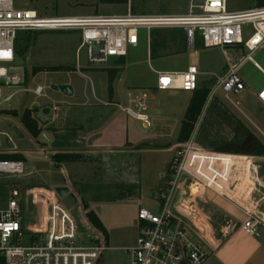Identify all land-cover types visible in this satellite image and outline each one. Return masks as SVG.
<instances>
[{
  "label": "rangeland",
  "instance_id": "374dc122",
  "mask_svg": "<svg viewBox=\"0 0 264 264\" xmlns=\"http://www.w3.org/2000/svg\"><path fill=\"white\" fill-rule=\"evenodd\" d=\"M196 1L126 0L124 2L102 3L97 0H13V7L15 9H35L39 15L48 17L92 14L121 15L128 11L134 14H180L187 12L190 4ZM226 6L229 11H239L257 6V0H226ZM165 31L163 28L156 30L153 28L149 31L145 28H140L138 44L135 47L128 48L127 55L124 56V62L121 60L117 64L118 57H112L107 65L89 67L91 69H88L83 50L80 52L79 68L76 67V49L80 40V32L78 30H18L14 42L16 50L14 68L18 71L27 70L32 80L33 85L31 86H36V84L44 86L43 93L39 96L29 93V102L36 104L52 103L55 98L62 97L61 92L53 89L52 86L56 83L65 82L73 90V96L70 100L76 103H87L89 105L93 104L100 107L117 109L118 107L104 103L114 102L110 101L108 96L109 70L111 67L119 66L120 68L124 66L127 67L126 69L129 72L128 78H125L124 75L120 81L117 80V76L120 73L118 72L112 83L113 86L116 88L122 87L125 90L128 87L142 88L148 94V111L156 112L157 108L155 106L157 103L160 106L162 105L161 109L164 111L166 101L172 102L171 104L173 105H178L187 98L186 95L190 91L181 90L182 93L174 92L170 95L168 92L163 91L154 92V89L150 85L156 77L155 69H161V71L182 70L189 63L199 68V72L200 70L203 71V73L199 74V78H207L209 82H214L216 75L222 74L229 65L238 62L241 57L248 53V50L243 45L205 47L198 33L195 44L192 47H188L183 53H170L178 49L179 44L174 43L167 48H161L159 41L164 37ZM250 31V27L245 26L243 40L247 39ZM151 48L153 55H151ZM252 59L258 62L264 69V47L257 49L252 54ZM35 66H61L63 69L42 70L31 74L32 68ZM238 73L246 82L245 89L241 92L229 93L230 99L225 98L223 91L218 89L216 96L220 97L221 104L226 106L225 108L234 120L242 121L264 141V106L253 101L251 102L253 103L251 107L245 104V101L249 99L247 97L249 92L258 89L264 84V74L253 65L251 60L245 61L238 70ZM7 92L8 90L3 88V95L7 94ZM22 97V94H17L9 104H3L0 110L16 109L19 112L22 111L24 108V105H20ZM171 104L167 107L168 111H171V108H173L172 113L179 117L181 116V119H183V109L179 106L172 107ZM118 109L121 110L120 108ZM130 122H132L134 127L136 126L139 129L140 135L143 134L142 136L155 133V143H160L162 146L170 143L169 146L165 147H170L175 142L176 135L180 129L179 122L175 127L174 124H170L169 128H145L142 127L140 121L133 118ZM214 131V134L221 133L226 138L231 137L233 134L227 124ZM7 137L11 139V143H8ZM203 137L205 138V135L199 131V139ZM45 139V133H41L37 141L40 143L45 141ZM0 141L5 146L8 145L9 150H12L9 154H20L23 158L24 156H29V162H25V174L0 173V207L5 204L9 189L17 188L20 191L19 202L24 213L26 239L34 234L37 235L45 231V225H47L46 215L49 212L51 202L56 198L59 203L70 209L76 217L78 228L81 231V241H84L87 239L88 232L96 231L91 230L85 223L86 217L83 210L84 203L87 200H92V209L98 211L101 217L108 221L107 224H109V229L114 236L110 243V247L113 248L109 247L103 252L102 258L104 263H127L129 257L126 250L119 249L118 247H123L132 242V229L128 220L130 221L135 213L136 203L131 201L114 202L113 199L119 197V190L114 186L106 187V189L105 187H99L100 189L85 187L82 189L79 185L87 183L89 179L88 175L84 176L85 169L81 166L85 165L83 162L75 163V166H81L78 169V174L82 177L81 181H79L80 184L78 181H72L70 182V186L73 189H70L69 192H65L62 196L55 193L54 188L57 183L64 184L68 180L67 175L70 173L68 172V166L65 165L63 168H59L51 165L49 168L51 172L46 171L50 161L44 157L46 153L37 148L38 145L34 138L20 125L19 116L6 115L0 111ZM180 146L179 143H176L175 148ZM29 149L30 151L32 150L34 155L28 152ZM192 152V156L187 161L188 172L182 177L181 181V187L184 189L186 195L189 194L188 186L195 181L202 186L213 184L215 188H223L224 190L227 188V191L233 197H240L242 195L244 191L243 185L238 181L237 176L243 171H248L247 169H242L244 168V163L247 161L236 159L233 154L216 152L215 149L194 147L192 148ZM172 154L173 151L171 149L160 153L159 166L161 167L162 164L165 166L168 157ZM35 155L37 158L33 157ZM220 156H228L230 159H221ZM216 157L219 159H212ZM257 164H260L257 167L258 169L262 166L261 163L253 161L251 168ZM29 165L33 167L31 168ZM33 169H36L37 172L28 173V171ZM168 170L165 169L164 171L165 178H168ZM155 172L156 170L151 173L152 178ZM221 173L224 174L222 175ZM225 175L226 179L223 177ZM233 179L234 182L231 183ZM104 180L114 181L109 176L104 177ZM89 188H91V191ZM164 189L165 184L162 187V191ZM83 191H90V194H83ZM192 191L198 193L199 188L196 189L193 185ZM154 194L152 193L150 198L155 203H158L157 199L153 197ZM198 200L202 209L209 215L215 234H220L222 225H227L228 217L224 216L210 200H205L204 202L201 199ZM146 205H149V203H146ZM159 209L160 206H158V209L151 207L152 211ZM125 222H128V227ZM218 234L216 235L218 236Z\"/></svg>",
  "mask_w": 264,
  "mask_h": 264
},
{
  "label": "built area",
  "instance_id": "2783aa9c",
  "mask_svg": "<svg viewBox=\"0 0 264 264\" xmlns=\"http://www.w3.org/2000/svg\"><path fill=\"white\" fill-rule=\"evenodd\" d=\"M245 26H249L251 31L243 40ZM140 28L148 31L153 28H182L188 47L195 44L198 33L205 47L243 45L248 50L238 62L228 66L224 75L216 77L207 101L218 89L227 99H230L229 93L245 89L238 70L247 60H251L264 74L262 67L252 59V54L264 47V6L229 11L226 0H197L190 4L187 12L180 14H134L128 11L121 15L48 17L39 15L35 9H15L13 0H0V107L9 104L17 94L39 96L44 90L40 84H27L22 72L8 67L15 59L14 42L18 30H78L80 40L76 66L79 68L82 50L90 67L104 66L112 57L126 55L129 47L137 46ZM199 73L193 64L183 70L158 71L155 87L192 92L198 87ZM3 88L8 90L7 94L3 95ZM257 96L264 104V85ZM104 103L120 108L145 128L152 125L148 94L142 88L129 89L123 103ZM194 147L199 146L191 137L175 149L165 189L159 194L160 209L152 211L144 206L138 209L137 241L124 248L129 257L126 264H202L208 256L212 247L209 217L198 199L202 190L215 187L213 184L202 186L195 181L188 186L187 195L181 187ZM218 157L212 159L217 160ZM0 173L25 174L24 161L0 159ZM223 177L226 179V175ZM193 185L199 188L198 193L192 191ZM8 191L5 204L0 207V264H106L102 255L109 247L102 233L85 219L89 228L96 231L88 232L87 239L81 241L76 217L56 198L46 215L45 231L26 239L20 191L17 188ZM262 226L264 222L249 213L241 229L249 236L260 237Z\"/></svg>",
  "mask_w": 264,
  "mask_h": 264
},
{
  "label": "crops",
  "instance_id": "0c3cea01",
  "mask_svg": "<svg viewBox=\"0 0 264 264\" xmlns=\"http://www.w3.org/2000/svg\"><path fill=\"white\" fill-rule=\"evenodd\" d=\"M14 52L16 56L15 47ZM124 56L117 59V64H119L121 60L124 62ZM15 62L16 57L14 62L8 64L9 69L14 68ZM188 65L189 63L183 67L182 70ZM89 67L90 66L87 68L91 69ZM126 68L127 67L124 66L120 68L119 66H115L111 67L110 70H117V73L120 72L117 76V80L120 81L121 77L124 75L125 78H128L129 72ZM227 69H225V71L219 76L224 75L227 72ZM110 70L108 84H111V88L108 86L109 100L114 102H124L126 99V92L131 88L128 87V89L125 90L122 87H114L112 83L115 77L110 81ZM154 71L156 73V77L150 85V87L154 89V92L163 91L168 92L169 95L174 92L182 93L180 89L157 90L155 87L157 72L161 71V69H155ZM20 72L23 74L25 73V71ZM200 73H203V71L200 70ZM28 77L26 79L27 84L33 85L30 75ZM216 77L217 75L215 78ZM243 81L245 82L244 79ZM214 82L209 85V91ZM209 83L210 82L207 78L198 77V85L202 86ZM59 84L68 83L62 82L56 83L55 85ZM262 86L258 89H254L252 92H249V95H247L249 99L245 101L246 106H253V103H251L252 101L254 103L258 102L261 106H264L257 96V93ZM61 94L62 97L55 98L52 103L46 102L43 104H36L34 102H29V94H22L23 97L21 98L22 100H20V105H24L22 111L24 109H31L32 116L37 119L38 125L41 128V133H45V141L40 142L42 145L37 141L39 135L34 138V140L38 145L37 148L44 151V153H46L44 157L50 161L49 165L46 162L48 165L46 171L51 172L49 169L51 165L59 168H63L65 165L68 166V172L70 173L67 175V182L64 184L57 183L56 187H67L69 192L70 189H73L70 186V182L78 181L79 183V181H81L82 177L78 174V169L83 166L85 169L84 176L88 175L87 177H89V179L85 184L81 185L79 183V186L82 189L85 187H92L95 189L105 187L106 189V187L114 186L119 190V197L114 198V202L120 203L124 201H131L136 203L135 213L131 220H128L132 229V242L118 248L124 249L132 246L136 243L138 236V209L142 206L149 209H151V207L158 209V206H160L159 194L162 192V187L166 182L165 179H167L165 178L166 175H164V171L165 169L168 170L170 167V163L176 149L175 145L178 142L175 140L170 147H165L169 146L170 143L162 146L160 143L154 142L155 133L152 135H140L139 129H137L136 126L134 127L132 122H130L132 118L126 115V113L122 110H119L118 108L100 107L93 104L89 105L87 103H76L75 101L70 100L73 96V90L71 94H64L62 92ZM191 95L192 92H189L186 95L187 98L178 105H173L171 104L172 102L166 101L164 104L166 107L164 111L161 109L162 105L160 106L159 103H157L155 106L157 108L156 112L148 111L152 121L150 128H169L168 126L170 124H174L175 127L178 122L181 127V122L183 120L181 119V116L179 117L172 113L173 108H171V111H168L167 107H169L170 104L172 107L179 106L184 112L182 116H185ZM219 98L220 97L215 94L210 101L206 100L200 116V121L196 123L195 130L191 136L196 146L201 148L208 146L207 141L215 137L214 130L222 128L225 124L220 116V109L225 108L226 106L221 104L222 102ZM26 99L28 100L26 101ZM228 107L232 109L230 106ZM0 111L6 115H13L15 117L19 116L20 121V114L22 111L19 112L16 109H1ZM20 125H22L21 121ZM249 130L253 132L251 128H249ZM199 131L206 132L205 134H207V138L205 137V140L199 139ZM253 133L264 144V141L255 132ZM232 136L233 134L231 137ZM7 138L8 143H11V139L9 137ZM179 144L181 145L183 143ZM13 148H15V146H13ZM170 149L173 151V154L168 157V161L165 163V166L162 164L160 167V153H164ZM10 151L12 150H9L8 145L5 146L3 142L0 141V154H9ZM28 152L34 155L32 150L30 151L29 149ZM57 152L82 153L85 155V161L80 162H83L85 165L75 166V163L77 162H67L59 165L54 164L51 160V156ZM233 156L236 157V159L247 161L244 163V168L242 169H247L248 171H243L239 176H237L238 181H240L241 185H243L244 191L242 195L240 197H233L229 194L227 188L226 190L223 188H209L202 190V195L200 196L202 202L210 200L224 216L228 217V221L226 222L227 225H222L220 234L216 233L218 234L217 236L214 232L210 217L206 213L209 217V239L212 243V247H210L208 256L202 264H264V226H262V234L260 237L249 236L241 229V225L246 220L249 213H252L264 222V155L233 154ZM28 157L29 156H24V164L25 162H29ZM33 157L37 158L36 155ZM221 157L222 159H230L228 156ZM253 161L261 163L262 166L258 169L257 167H259L260 164H257L251 168ZM29 167L32 168L33 166L29 165ZM154 170H156V172L152 178L151 173ZM31 172L35 173L37 170L33 169L28 171V173ZM108 176L112 177L114 181L110 182L104 180V177ZM233 182L234 179L231 183ZM148 189H150L149 192ZM89 190L91 191V188H89ZM129 190L131 191L129 192ZM90 191H83V194H90ZM150 192L155 193L153 197L157 199L158 203H155V201L150 198V195L152 194ZM86 202L88 203L89 208L92 209V200H87ZM146 203H149V205H146ZM92 210L101 221L105 233L96 228L95 229L102 233L107 246L110 247V243L112 242L111 240H113L114 236L109 229V224H107L108 221L103 219L98 211H95L94 209ZM128 222H125L127 227Z\"/></svg>",
  "mask_w": 264,
  "mask_h": 264
},
{
  "label": "trees",
  "instance_id": "16d2710c",
  "mask_svg": "<svg viewBox=\"0 0 264 264\" xmlns=\"http://www.w3.org/2000/svg\"><path fill=\"white\" fill-rule=\"evenodd\" d=\"M98 2L102 3H115V2H124L126 0H97ZM257 6H264V0H257ZM160 29V28H154ZM165 29V35L162 37L161 41H159V45L161 48H167L168 46L178 43V49L171 51L170 53H183L187 50L188 46L186 44L184 31L182 28H163ZM177 39V40H176ZM151 55H153V50L151 48ZM63 69L61 66H35L32 68L31 74H35L42 70H60ZM110 70V81L113 79L116 74L117 70L112 71ZM29 76L27 70L25 69L24 77L25 80ZM212 84L210 82L207 85H198V87L192 91L191 98L189 100L185 116L181 122V127L179 129L178 135L176 137V141L178 143H184L188 141L194 130L196 123L200 121V116L204 105L206 103L208 92H209V85ZM111 88V84L109 85ZM220 107V106H219ZM15 112V111H14ZM220 116L222 117L225 124H227L233 136L228 139L224 137L221 133H218L215 137L211 140L207 141L208 146H205L207 149H215L221 144L224 143H234L240 146V150L238 154L242 155H264V144L259 140V138L249 130V128L240 120H234L232 115L229 114L226 108L220 109ZM20 121L24 128L28 131V133L33 137L36 138L41 133V128L38 125V121L34 118L31 114V109H24L20 114ZM202 122V121H201ZM205 137L207 138V134L205 131H201ZM205 140V138H200V140ZM0 159H18L24 160L23 156L20 154H0ZM51 160L54 164H61L67 162H80L85 161V155L82 153H70V152H57L51 156ZM170 170V169H169ZM168 172L170 173V171ZM168 173V174H169ZM167 174V176H168ZM169 177V176H168ZM167 180V179H166ZM83 210L85 212V217L89 221V223L96 229L103 231L105 233L104 227L95 214V212L89 208L88 203H84Z\"/></svg>",
  "mask_w": 264,
  "mask_h": 264
},
{
  "label": "water",
  "instance_id": "95a60500",
  "mask_svg": "<svg viewBox=\"0 0 264 264\" xmlns=\"http://www.w3.org/2000/svg\"><path fill=\"white\" fill-rule=\"evenodd\" d=\"M53 89L58 90L64 94H71L72 93V88L68 84H59V85H53ZM240 150V146L238 144L234 143H224L219 145L218 147L215 148L216 152L220 153H229V154H238ZM68 191L67 187H56L55 192L59 194L60 196L64 195L65 192Z\"/></svg>",
  "mask_w": 264,
  "mask_h": 264
}]
</instances>
